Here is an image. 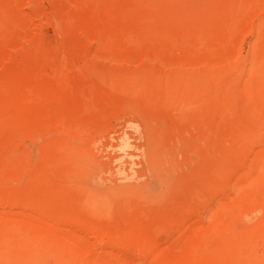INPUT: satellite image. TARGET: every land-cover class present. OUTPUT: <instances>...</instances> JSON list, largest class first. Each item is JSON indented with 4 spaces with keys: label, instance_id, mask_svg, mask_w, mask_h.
<instances>
[{
    "label": "rangeland",
    "instance_id": "374dc122",
    "mask_svg": "<svg viewBox=\"0 0 264 264\" xmlns=\"http://www.w3.org/2000/svg\"><path fill=\"white\" fill-rule=\"evenodd\" d=\"M246 211L264 227V0H0V229L24 250L208 264Z\"/></svg>",
    "mask_w": 264,
    "mask_h": 264
},
{
    "label": "bare ground",
    "instance_id": "6f19581e",
    "mask_svg": "<svg viewBox=\"0 0 264 264\" xmlns=\"http://www.w3.org/2000/svg\"><path fill=\"white\" fill-rule=\"evenodd\" d=\"M232 223H233V227H234L233 229H234L235 234H236L235 237L239 239V243L236 245H232V246L227 245V247L226 246L223 248L221 247V249L214 251L213 254L215 255V258H212V260L209 261L208 264H243L244 262L241 261V259H240V257L242 255H244L243 259H245V255L247 258L250 259V263L248 262V264H264V229H263L264 227L263 228H257L256 227L257 225L253 226L255 222L253 220L248 219V212L247 211L241 216V218H237V216L233 217ZM0 227H2V226H0ZM10 230L6 227H5V229H0V257H2L3 260H6L5 262H7L9 259L10 261L11 260L15 261V263H13L11 261L13 264H50V263L51 264H67V262L69 264V261L72 257L71 258L69 257V259H68L69 261L67 260V262H65L66 260L65 261L63 260L64 257H62V259L60 260L58 258L59 256L57 255V256H53L54 260L52 262L51 261L52 257L49 253H44L45 255L41 254L42 256L41 255L35 256V255L30 254V252H28V249L24 250L23 245H25V244L21 242L22 240L19 238L16 239V237L14 236V234H12L10 232ZM233 235H234V233H233ZM27 242H29V241H27ZM6 248L7 249L13 248L14 250L18 251L17 257L14 258V257H11L10 255H6V252H3L4 250H7ZM48 248H49V246H48ZM41 249H43V248H41ZM69 252H71V251H69ZM74 263H75V261H74ZM195 263L199 264L197 261Z\"/></svg>",
    "mask_w": 264,
    "mask_h": 264
}]
</instances>
